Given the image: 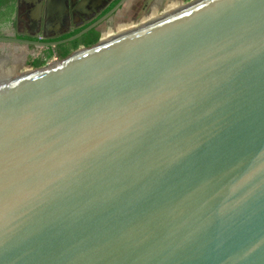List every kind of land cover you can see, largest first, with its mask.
Listing matches in <instances>:
<instances>
[{"label":"water","instance_id":"water-1","mask_svg":"<svg viewBox=\"0 0 264 264\" xmlns=\"http://www.w3.org/2000/svg\"><path fill=\"white\" fill-rule=\"evenodd\" d=\"M101 39L0 85V264H264V0Z\"/></svg>","mask_w":264,"mask_h":264},{"label":"flooded vegetation","instance_id":"flooded-vegetation-1","mask_svg":"<svg viewBox=\"0 0 264 264\" xmlns=\"http://www.w3.org/2000/svg\"><path fill=\"white\" fill-rule=\"evenodd\" d=\"M121 0H103L102 3L99 2V0H67L63 5L61 6L62 9L55 7V4L53 0H40L37 4L41 12V18L42 21H44V33L45 31H53L54 34H56V31H62V27L64 22H72L70 26L68 27L69 30L64 31V34H57L51 37H43V38H37L35 36H23L15 34L14 36H8V35H1V37H12V38H20V39H28V40H41L44 42H59L62 40H65L68 35H75L78 32L82 31L89 25L95 23L102 17H104L110 10H112ZM129 1V0H128ZM166 0H152L150 3L146 2V0H136L135 7H133L131 10L126 11L125 13L119 14L123 10V8L127 5V3L120 9L118 12H116L113 16H111L109 19H107L103 24L98 26L95 30L96 32L100 33V37L102 33L100 32V29L108 24L109 26H113L115 24V21H122L127 22L128 25H137L139 24L144 18L148 17L150 13L153 12L154 9L158 10V13H160V8H162V5L164 4ZM182 4L188 5L186 0H181ZM79 20V23L76 22V20ZM75 20V21H74ZM127 25V26H128ZM58 26V27H57ZM57 27V28H56ZM7 28V27H5ZM134 27H128L126 28L127 31H121V33H127L133 30ZM92 31V30H91ZM75 33V34H74ZM88 34V33H87ZM70 36V37H71ZM85 36V35H84ZM105 40H113L117 39V34L109 33L108 37L104 38ZM103 41V40H102ZM110 41V42H113ZM74 42V41H73ZM106 42L103 45L110 43ZM72 43V42H70ZM66 44V43H64ZM0 45H9V44H1ZM63 45V44H61ZM9 46H19V45H9ZM60 46V45H58ZM57 46V47H58ZM19 47H25V46H19ZM54 48H41L36 49L34 47H26L29 50H40L41 53L38 54V56L34 57L35 55L29 54L28 57L22 61V60H15L16 62L13 63L15 58L14 52L11 53H0V59L6 58L4 61L6 63L5 66H8V69L15 68L14 70L17 71H25L27 70H36L35 63L38 61L44 62V66L54 64L57 61H60L58 55L55 53ZM52 52H51V51ZM50 52V53H49ZM11 63V64H10ZM3 68V64L0 65Z\"/></svg>","mask_w":264,"mask_h":264},{"label":"rangeland","instance_id":"rangeland-1","mask_svg":"<svg viewBox=\"0 0 264 264\" xmlns=\"http://www.w3.org/2000/svg\"><path fill=\"white\" fill-rule=\"evenodd\" d=\"M40 0H33V1H26L25 5H23V9L22 11V16L19 14L18 18H17V22H15V25H10L7 28H2V30L0 31V36L3 35H8V36H14L15 34L18 35H23V36H35L37 38H43V37H51L54 35H59V34H64V31L69 30L68 27L70 26V24L73 22H64L62 27V31H56V34H54V30L53 31H43L44 29V21H42L41 15H40V11H35V8H38V5ZM152 0H146V2H151ZM188 4H192L194 2H197L199 0H186ZM186 7V5L182 4L181 0H166L164 2V4L162 5V8H160V13H157V16H155L154 18H151L153 16H149L146 17L144 20H142L139 24L137 25H128L127 22H122V21H115V24H113V26H109L108 24H106L105 26H103L100 29V32L102 33V39L103 41H113V40H105L104 38L108 37L109 33H114L117 34V39L121 37V35L123 34H127L125 33H121L119 34V32L121 31H127L126 28L128 27H134L133 30H137L141 27V25H152L151 23L158 22L164 18H167L173 14H176L180 11H182L184 8ZM40 10V9H37ZM22 18V19H21ZM151 18V19H150ZM76 20V19H75ZM74 20V21H75ZM77 23H79V20H76ZM68 24V25H67ZM68 27H67V26ZM128 25V26H127ZM58 27V26H57ZM56 27V28H57ZM144 28V26H142ZM131 30L130 32H136ZM14 52V61H12L13 63H15V60H22L24 61L29 54H33L35 55L34 57L38 56L39 53H41V51L39 50H29L26 47H19V46H9V45H0V53H11ZM6 58H1L0 59V65L3 64V68H1L2 66H0V85L13 81L15 79H17L19 76L18 75H13V73L18 72V73H23L25 71H30V70H25V71H17L14 70L15 68H10L8 69V66H5L4 64L6 63V61H4ZM11 64V63H10Z\"/></svg>","mask_w":264,"mask_h":264},{"label":"trees","instance_id":"trees-1","mask_svg":"<svg viewBox=\"0 0 264 264\" xmlns=\"http://www.w3.org/2000/svg\"><path fill=\"white\" fill-rule=\"evenodd\" d=\"M16 2L17 0H0V22L12 18L16 10ZM70 36L71 35H68L66 36V38ZM99 40H100V33L96 32L95 30H92L88 34L83 36L81 39H78L72 43H66L58 46L55 49V53L58 55L60 60H63L68 56H70L73 52L81 48H90L96 45L99 42ZM43 66H44V62L38 61L35 63L36 69L42 68Z\"/></svg>","mask_w":264,"mask_h":264},{"label":"crops","instance_id":"crops-1","mask_svg":"<svg viewBox=\"0 0 264 264\" xmlns=\"http://www.w3.org/2000/svg\"><path fill=\"white\" fill-rule=\"evenodd\" d=\"M26 1L30 2L33 0H17L16 10H15L12 18L8 19L6 21L0 22V31L2 30V28L9 27L10 25H15V22H17L18 15L20 14L22 16L21 10L23 9V5H25ZM65 1H67V0H53L54 3H57V4H55V7H58L60 9H62L61 6L63 5V3H65ZM99 2L102 3L103 0H99ZM135 2H136V0H129L127 5L123 8V10L121 12H119V14H122V13H125L126 11L131 10L133 7H135ZM37 9H40V8L38 7ZM37 9L35 8V11H40L39 13L41 15L42 10H37ZM157 13H158V10L154 9L153 12L151 13V16H153L151 18H154L155 16H157ZM118 39H120V38H118ZM118 39H115V40H118Z\"/></svg>","mask_w":264,"mask_h":264},{"label":"bare ground","instance_id":"bare-ground-1","mask_svg":"<svg viewBox=\"0 0 264 264\" xmlns=\"http://www.w3.org/2000/svg\"><path fill=\"white\" fill-rule=\"evenodd\" d=\"M174 15V14H173ZM154 23H156L155 21L153 22V23H151V24H154ZM142 26H144V27H146L147 25H141V27L139 28V29H137V30H133V31H138V30H140V29H142L143 27ZM132 32V31H131ZM131 32H128L127 34H123V35H121V37L120 38H122V37H124V36H127V35H129V34H131ZM107 41H102L101 40V45H103L104 43H106Z\"/></svg>","mask_w":264,"mask_h":264}]
</instances>
